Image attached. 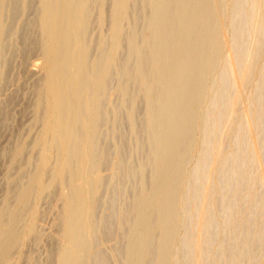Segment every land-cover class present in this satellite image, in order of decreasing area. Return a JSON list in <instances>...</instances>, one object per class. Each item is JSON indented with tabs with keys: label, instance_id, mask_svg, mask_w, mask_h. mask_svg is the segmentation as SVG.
<instances>
[{
	"label": "bare ground",
	"instance_id": "6f19581e",
	"mask_svg": "<svg viewBox=\"0 0 264 264\" xmlns=\"http://www.w3.org/2000/svg\"><path fill=\"white\" fill-rule=\"evenodd\" d=\"M8 1L0 0V91L13 65L5 56ZM29 1L14 5L25 10ZM37 5V37L25 34L20 48L39 55L30 117L40 128L4 157L10 186L0 207V264H15L41 238L40 208L55 190L52 264H264V0ZM119 116L135 165L124 158ZM27 151L34 167L18 184L25 169L17 181L12 171ZM125 180L135 187L99 218L102 188L122 190ZM109 235L116 247L106 256L98 238Z\"/></svg>",
	"mask_w": 264,
	"mask_h": 264
},
{
	"label": "rangeland",
	"instance_id": "374dc122",
	"mask_svg": "<svg viewBox=\"0 0 264 264\" xmlns=\"http://www.w3.org/2000/svg\"><path fill=\"white\" fill-rule=\"evenodd\" d=\"M21 1L22 0H18V2L16 1V0H11V4H13L12 6L13 7H11V5H9L10 4V0L8 1V4H7V7H8V9H7V14H6V19H7V22L9 21V23H7L8 24V30H10L9 31V33L7 32V35L8 36H6V38H5V50H7V51H5V56H6V58L8 59V61L10 62L11 61V63L13 64V65H9V67L8 68H10V71H7V75L9 76V78H7L8 80L6 81V84H5V86L6 87H4L5 89H3V91L1 92L0 91V107H2V108H0V131L2 132H0V207H1V203H3V201L2 200H4V198L3 197H5V194H6V192H7V189L9 188V182H8V175H10V173L8 172V164H9V159H5L7 156V158H9L10 157V152H12V151H9V150H13V148L18 144V143H21L22 141H29L30 139H31V137H33L32 138V140L31 141H29L30 143L35 139V137H36V135H37V131H39V128H40V125H38L37 123H33V118H31V117H33V116H31V115H33L32 113H33V108H32V104H33V100H34V93H33V91H34V89H35V87H36V85H38L37 83H39V79H40V74H41V71H40V69L39 68H35V66H33L32 64L33 63H35L36 61H39V55H37L38 54V52H36V50H35V52L33 51L32 53L33 54H35L34 56H33V54L31 55V58H32V56H33V58L31 59L30 58V54L26 57V56H24V53H23V50L20 48L21 46H22V48H24L23 47V43L22 42H24V40H25V42H26V40L28 39H30V41L32 40V36L34 37V42H35V39H36V37H37V34H38V30H37V27L35 26V24H36V18H37V12H38V0L36 1V0H33V2L34 1H36V2H32V0H30L29 1V3H28V7H26V9L25 10H23L22 9V7L21 6H19V7H17L18 5L17 4H20L21 3ZM17 2V3H16ZM16 3V5H14ZM34 4V5H32V4ZM37 3V4H36ZM31 4V5H30ZM21 5V4H20ZM15 6H16V8H17V10H15V12L16 13H14V8H15ZM13 8L12 9V11H11V13L10 14H8V12L11 10V8ZM10 8V9H9ZM15 8V9H16ZM18 8H20L19 10H20V12H18L19 10H18ZM29 8V9H28ZM9 10V11H8ZM33 12H32V11ZM26 11H27V16H25V14H26ZM18 13H20V15L18 14ZM25 13V14H24ZM14 14V15H13ZM16 14V15H15ZM17 14H18V16H17ZM36 16H35V15ZM13 16L12 18H14V16L16 17V18H14V19H11L10 20V18H9V16ZM24 16H25V18H24ZM33 16V17H32ZM35 17V18H34ZM8 18H9V20H8ZM15 19H16V21H15ZM24 19V20H23ZM26 19V20H25ZM33 20V21H32ZM11 21H13L12 22V24H11ZM15 22V23H14ZM21 22V23H20ZM29 22V24H27ZM13 23H14V25H13ZM32 23V24H31ZM12 26H11V25ZM10 25V26H9ZM33 25V26H32ZM31 28V29H29V27ZM33 28H32V27ZM12 27V28H11ZM96 32V30H94L93 31V33H95ZM18 33H19V35H18ZM31 33V35L29 36V34ZM25 34H26V37H25ZM34 34V35H33ZM8 37V38H7ZM27 38V39H25V38ZM24 38V39H23ZM14 40V41H13ZM33 40L31 41V42H33ZM33 42V43H34ZM25 44V43H24ZM25 46V45H24ZM8 47V48H7ZM12 54V55H11ZM22 54V55H21ZM28 57H29V59H28ZM12 59V60H11ZM18 59V60H17ZM26 61H25V60ZM25 64H24V63ZM11 63H9V64H11ZM26 65L25 67H24V65ZM23 65V66H22ZM32 65V66H31ZM33 68H35V70L34 71H36V72H34L35 73V75L33 76V70H32V72L30 73L29 72V70L30 69H33ZM25 69H27V70H25ZM9 70V69H8ZM28 72L31 74H28ZM29 75V76H28ZM31 76V77H30ZM42 76V75H41ZM12 78V79H11ZM39 78V79H38ZM18 79H19V81H18ZM114 79V78H113ZM39 80V81H38ZM116 80L114 79L113 81H112V83L114 84V82H115ZM25 82V83H24ZM34 82V83H33ZM37 82V83H36ZM16 83V84H15ZM111 83V85L113 86V84ZM116 83V82H115ZM25 84V85H24ZM13 86V87H12ZM35 86V87H34ZM10 87V88H9ZM34 89H33V88ZM9 89V90H8ZM17 89V90H16ZM16 90V91H15ZM7 92H9V93H7ZM14 92V93H13ZM16 92V93H15ZM31 92V93H30ZM12 95H11V94ZM9 96H11L12 97V100H13V97H14V103H13V101H10V102H8V104L5 102V106L3 105L4 104V101H6L9 97H8V95ZM16 94H18V95H16ZM6 95H7V97H6ZM14 95V96H13ZM6 98V99H5ZM23 98V99H22ZM118 98V96H114V97H112V100H114L113 102H116L115 104H117L118 103V101H119V99H117ZM16 100V101H15ZM2 102H3V104H2ZM31 102H32V104H31ZM3 105V106H2ZM6 105H7V107H6ZM14 106V107H13ZM141 107H142V105H140ZM4 107V108H3ZM141 107H140V110H142L141 111V113L139 112L138 113V124L139 125H141L142 124V121H143V118H144V114H143V107H142V109H141ZM23 108V109H22ZM32 108V109H31ZM1 109H6L5 111H6V113H4L3 111L1 112ZM31 109V110H30ZM29 111V112H28ZM122 113V114H121ZM120 114H121V117H122V115H123V118H124V116H125V113L124 112H121ZM124 113V114H123ZM6 114V115H5ZM26 114V115H25ZM5 115V116H4ZM4 116V117H3ZM31 116V117H30ZM142 116V117H141ZM13 119V120H12ZM142 119V120H141ZM125 120V119H124ZM32 121V122H31ZM5 122H6V124H5ZM18 122V123H17ZM121 122H123V120L120 118V116H119V126L122 128V129H124L125 130V128H126V126H127V124H126V126L124 127V125H125V123L123 122V123H121ZM125 122H126V120H125ZM127 123V122H126ZM31 124V125H30ZM24 125V126H23ZM30 126V127H27V126ZM38 125V126H37ZM35 126V127H34ZM36 126H37V128H36ZM33 127V128H32ZM36 128V130H34ZM5 129V130H4ZM29 130L31 131V132H29ZM127 131H128V134L126 133L127 131H123V130H121L120 129V131H123V132H121L120 134H119V138L118 139H122V137H123V139L122 140H126L125 141V143L127 144V146H126V150H125V152H124V154L126 153L127 155H126V157H124L125 158V160L127 161H129V162H131L132 164H137V162H138V155H133V150H132V148L131 147H133V141L131 140V136L129 135L130 133H129V127L127 126V129H126ZM27 132V134H26V132ZM35 131V132H34ZM24 132H25V134H24ZM32 132H34L33 134H32ZM37 132V133H36ZM123 133H125L124 135H122ZM2 134V135H1ZM30 134H31V137H30ZM24 135V136H23ZM29 135V136H28ZM122 135V136H121ZM10 136V137H9ZM21 136H23V137H21ZM27 138H26V137ZM11 137H13L12 139H11ZM18 137H19V139H18ZM104 137H105V134H104ZM103 137V138H104ZM128 138V139H127ZM129 138H130V140H129ZM18 139V140H17ZM22 139V140H21ZM4 141V142H3ZM11 141V142H10ZM16 141V142H15ZM106 141V139H103V141H102V143H104ZM130 141H132L131 142V144H130ZM18 142V143H17ZM26 142V143H27ZM28 142V144H30ZM110 143H108V140H107V143L105 144V146H104V144H102L103 145V148H104V150H105V148L106 147H108L109 148V150H108V155L110 156L111 155V152H112V150H113V147H114V145H113V143L114 142H112V141H109ZM10 144H12V145H10ZM15 144V145H14ZM110 148H111V152H110ZM6 150V151H5ZM106 150H107V148H106ZM105 150V151H106ZM9 151V152H8ZM4 152H6V153H4ZM4 154H6L5 156H3ZM7 154H9V155H7ZM129 154V155H128ZM25 156V160H23V157ZM24 156L21 158V160L19 161V166L16 168V170L14 169L13 171H12V175L14 176H11L12 178H14V179H16V177H17V179L19 180L20 179V177L18 178V173L20 174V176H22V174L20 173V169L21 168H23V169H25V176H22L21 178L22 179H20L19 181H17V179H16V181H17V183L19 184V183H22V180L24 181L25 180V178L24 177H27V175H28V173L29 172H31L32 170H33V167L34 166H31V165H28V163H27V160H26V158L29 156V152L27 151L25 154H24ZM123 156H125V155H123ZM138 156V157H137ZM5 157V158H4ZM133 157V158H132ZM136 157H137V159L138 160H136ZM134 159H135V161H134ZM7 160H8V163H7ZM137 161V162H136ZM20 164H21V166H20ZM23 164V165H22ZM25 164V165H24ZM134 164V165H135ZM27 169V170H26ZM107 167L104 169L105 171H103L104 172V174L106 175V176H108V173L109 172H107ZM29 171V172H28ZM27 172V173H26ZM7 173H9V174H7ZM6 174H7V178H5L6 177ZM17 175V176H16ZM130 182V180H125L124 182H123V184L124 185H122V188L124 189H120V190H118V188H116V187H113V186H111V185H109V184H107V185H105V188H102L103 190H101L100 191V193H104L103 195L102 194H99V200H100V202H98L99 203V209H97V211H98V213H99V211L102 213H100V214H98V217L99 218H101V217H107V215H110L111 214V204L110 203H112V201H114V203H115V205L116 206H121L123 203H124V192H126L127 191V189H129L130 190V188H134L135 187V184H136V181L135 180H131V182ZM17 183L15 182V184L17 185ZM14 184V185H15ZM127 184V185H126ZM130 184H132V185H130ZM109 185V186H108ZM134 185V186H133ZM7 186V187H6ZM110 186H111V188H112V190L109 192L107 189H110ZM127 186H129V187H127ZM133 186V187H132ZM16 187V186H15ZM7 188V189H6ZM117 189V193H116V189ZM115 189V190H114ZM106 191H108V192H106ZM114 191H115V194H117V196H118V199H117V196L116 197H114V200H113V196H114ZM54 192H56V195H55V193ZM57 192H59V190H55V191H53V194L52 193H50V197H49V194H46L47 195V197L45 198V199H43V203H42V205L43 206H41V203H40V206L42 207V208H40V209H42L41 210V212L43 211V216H41V217H43V218H41V220H42V222H41V220H39V223L38 224H41V227H40V225L38 226V227H40L39 228V230H42V231H40V232H44V233H42V235L41 236H38V237H41V238H37L38 240L36 241V237H35V240L33 239V241H32V239L30 240V242H29V246L26 248H23V250L21 251V252H23L24 253V255L25 256H23V255H20L19 257H17L16 259H15V264H52L53 262H52V260H53V257H54V255L56 254H54V252H55V250L56 249H58V247H59V241H58V235H56L57 233H55V230H56V228H55V226L53 227V225H54V223H55V220L54 219H56V216H57V212H58V209H57V207H58V204L60 203V201L58 200L57 201V198H58V195H57ZM119 192H121L122 194H120ZM119 193V194H118ZM112 194V195H111ZM45 195V196H46ZM53 197H52V196ZM44 196V197H45ZM56 196H57V198H56ZM119 196H120V198H119ZM43 197V198H44ZM111 197V198H110ZM50 198V199H49ZM53 198V199H52ZM55 198V199H54ZM115 198H116V200H115ZM120 199H121V201H120ZM49 200V201H48ZM118 200V201H117ZM51 201V204L50 203H48V202H50ZM55 201V202H54ZM111 201V202H110ZM107 202V203H106ZM120 202V203H119ZM119 203V204H118ZM103 204V205H102ZM108 204V205H107ZM109 204H110V206H109ZM60 205V204H59ZM101 205H102V207H101ZM51 206V208L53 207V209H49V207ZM101 208V209H100ZM104 209V213L102 212V210ZM105 209H106V211H105ZM45 210V211H44ZM49 210V211H48ZM52 212H51V211ZM108 212V213H107ZM45 214V215H44ZM114 214V213H113ZM42 215V214H41ZM48 216H51V217H48ZM47 217V218H46ZM53 227V228H52ZM51 231H53V232H51ZM57 232V231H56ZM41 234V233H40ZM47 235V236H46ZM46 236V237H45ZM100 238V239H99ZM98 238V250L101 252V253H103L104 255H109L110 253H112V251H114V250H111L112 249V246L113 247H116V240H115V238L114 237H112V236H107V238L104 236L103 237V239H102V236H100ZM108 238H109V240H110V242H109V240H108ZM112 238H114V241H113V239ZM102 239V241H100ZM106 240V241H105ZM53 241V242H52ZM58 243H57V242ZM103 241H105V242H103ZM111 242H112V244H111ZM115 242V243H114ZM122 243H118V250L117 251H119L121 248H122V244L124 243L123 241H121ZM31 243V244H30ZM53 243V244H52ZM100 243V244H99ZM108 244H110V246L108 245ZM32 245V246H31ZM58 247H57V246ZM107 245V246H106ZM119 245H121L120 246V248H119ZM57 247V248H56ZM101 248V249H100ZM102 248L104 249V250H102ZM108 248H111V249H109L108 250ZM25 249V250H24ZM27 249V250H26ZM106 249V250H105ZM54 252H53V251ZM32 251V252H31ZM111 251V252H110ZM26 252V253H25ZM53 252V253H52ZM57 252V251H56ZM23 253H21V254H23ZM48 253V254H47ZM108 253V254H107ZM51 254V255H50ZM54 254V255H53ZM29 255V256H28ZM30 256H31V262H30V259H28L29 261H27L26 262V260H23L25 257H28V258H30ZM110 256V255H109ZM43 257V258H42ZM21 258H22V261H21ZM34 260V261H33ZM33 261V262H32ZM46 261V262H45ZM51 261V262H50ZM13 262V263H14ZM26 262V263H25ZM45 262V263H44Z\"/></svg>",
	"mask_w": 264,
	"mask_h": 264
}]
</instances>
